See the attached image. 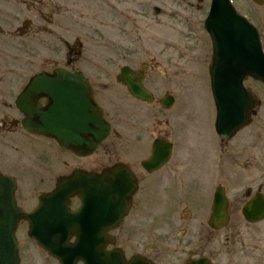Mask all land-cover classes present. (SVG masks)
Here are the masks:
<instances>
[{"label":"flooded vegetation","instance_id":"1","mask_svg":"<svg viewBox=\"0 0 264 264\" xmlns=\"http://www.w3.org/2000/svg\"><path fill=\"white\" fill-rule=\"evenodd\" d=\"M71 6V0H0V196H15L17 205L30 212L47 205L40 196H50L62 178L68 181L77 173L74 186L66 189L84 184L85 190L84 196L68 195L64 209L61 203H52L59 207L36 215L33 225L26 219L18 222L20 264H60L41 242L63 247L75 264H95L103 258L104 232L109 234L106 249L115 252V264H237L223 260V248L230 254L227 245L235 242L230 239V222L222 234L211 223L214 196L196 206L188 197L152 196L147 191L153 173L163 169L152 172L145 165L153 142L168 140L177 152L178 118L157 114L148 96L138 98L125 84L103 80L101 72L75 64L80 41L75 37L76 43H71ZM56 41L64 47L58 59ZM59 69L81 71L88 78L93 98L110 125L109 135L91 154L77 155L61 147L50 133L31 131L25 123L29 117L19 103L22 94L33 104L31 119L37 125L50 104L44 88L26 91L30 78ZM149 70L143 84L153 92L146 79ZM159 97L155 95L158 109L166 111ZM227 144L221 142L218 156L231 161ZM223 160L217 159L220 164ZM169 165L172 169L166 178L182 181L178 163ZM104 181L116 183L115 194H110L115 195V210L109 228L104 225L99 197ZM246 197L244 204L252 196ZM234 205L229 202L230 219ZM30 230L34 237L29 236Z\"/></svg>","mask_w":264,"mask_h":264},{"label":"rangeland","instance_id":"2","mask_svg":"<svg viewBox=\"0 0 264 264\" xmlns=\"http://www.w3.org/2000/svg\"><path fill=\"white\" fill-rule=\"evenodd\" d=\"M114 1L71 0V43L74 44L75 37L79 38L80 55L75 64L86 71L101 72L103 80L116 82L121 66L139 67L142 62H148L152 69L147 81L155 94L175 95L174 108L159 110L158 104L153 103L152 110L178 118L179 163L186 166L192 178L172 185L166 181L172 169L168 165L151 176L152 186L147 184V191H152V196L159 192L160 196L188 197L194 205L200 206L206 203L212 188L223 183L235 204L228 228L230 239L235 243L227 245L230 254L223 248V260L264 264V220L247 222L240 211L246 190L264 192V84L253 78L245 81L259 98L260 106L252 123L236 135V141L230 142L235 148L232 151L236 162L220 173L210 165L212 150L219 148L209 75L212 43L204 28L211 0ZM232 1L239 12L257 23L264 39V4L257 5L252 0ZM56 47L58 59L64 47L58 41ZM185 73L188 77L183 78ZM189 74L196 78H190ZM223 232L224 229L221 234ZM234 253L241 258L233 257Z\"/></svg>","mask_w":264,"mask_h":264},{"label":"water","instance_id":"3","mask_svg":"<svg viewBox=\"0 0 264 264\" xmlns=\"http://www.w3.org/2000/svg\"><path fill=\"white\" fill-rule=\"evenodd\" d=\"M258 1V0H257ZM205 27L213 41V64L210 68L212 89L217 108L216 130L221 138H231L249 120L250 110L257 100L243 85L246 76L264 82V52L257 29L244 17L237 14L229 0H213ZM142 73L123 66L118 80L123 81L137 96L142 97L140 85ZM51 81L44 87L50 90L54 106L55 120H41L53 131V135L63 147L70 148L79 155L91 153L107 136L109 126L103 121L101 111L96 107L87 79L81 73L57 71L50 78L36 76L31 79V87L36 82ZM165 106L173 103L172 96L161 99ZM99 125L98 130L86 135L81 132L91 129L90 124ZM158 156L150 163L152 169L161 166L170 156L171 145H160ZM107 183H105L106 185ZM63 193V191H61ZM105 190L104 208H112L115 196H107ZM63 195V194H62ZM66 197V196H62ZM228 201L223 186L215 192L214 215L217 223L226 218ZM0 264H19L18 245L15 237L17 221L24 216L16 206L14 196H0ZM250 221L264 218V194L257 192L243 208ZM107 214L105 213V217ZM105 238L107 234L104 233ZM49 250L52 248L48 247ZM62 264L66 263L62 257ZM103 264H112V252L104 250Z\"/></svg>","mask_w":264,"mask_h":264},{"label":"bare ground","instance_id":"4","mask_svg":"<svg viewBox=\"0 0 264 264\" xmlns=\"http://www.w3.org/2000/svg\"><path fill=\"white\" fill-rule=\"evenodd\" d=\"M187 73H188V72H187ZM187 73H185V74L183 75V78H184L185 76L188 77V76H187ZM189 77H190V78H194V79L196 78V77L193 76L192 74H189Z\"/></svg>","mask_w":264,"mask_h":264}]
</instances>
